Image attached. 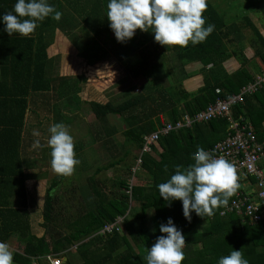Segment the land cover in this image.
<instances>
[{"label":"trees","instance_id":"16d2710c","mask_svg":"<svg viewBox=\"0 0 264 264\" xmlns=\"http://www.w3.org/2000/svg\"><path fill=\"white\" fill-rule=\"evenodd\" d=\"M16 2L0 0V15L12 12ZM47 2L62 13L61 19L46 18L28 37L9 36L0 22V72L4 79L0 81V241L5 242L13 233L19 235L18 241L25 245V249L24 254L15 255V262L31 264V258H39V264H43L41 258L62 255L74 243L81 242L77 247L81 264H146L144 257L148 248L158 236L164 235L159 231L160 225L171 218L185 236L182 264H217L221 256L229 255L233 249L241 250L249 264H264L263 226L243 225L236 214L221 216L233 196L227 205L214 209L212 216L200 217L193 212L191 221H188L183 215L182 202L164 201L157 188L158 184L167 182L175 174L177 166L183 170L194 163L191 157L198 147L207 151L225 140L229 135L226 120L195 123L189 129L172 130L161 135L150 151H144L146 138L164 126L176 125L185 115L194 118L218 99L239 94L244 87L254 83L255 74L247 67L244 48L239 44L242 32L237 30V21L233 22L229 17L230 21H227L213 0H207L205 27L215 25L212 34L195 46L189 43L183 48H167L154 40L151 29H137L131 40L117 42L106 17L108 0ZM243 21L264 46L253 22L247 17ZM79 29L86 30L93 38L87 34L86 40L88 37L90 40L84 41ZM55 30L73 42L79 56L90 67L103 60L109 61L111 55L129 64L135 60L126 69L129 79L138 80L142 85L141 93L127 96L122 102H89L96 120L90 141L74 145L75 157L82 165L76 167V172L79 177L83 176L89 166L87 149L94 145H97L104 165L97 167L87 179L91 189H71L73 197L79 191L84 206L87 202L86 213L77 214L74 220L63 218L61 209L58 211L55 206L57 197L54 191L66 177L53 182L46 191L45 220L41 224L48 229L47 234L38 238L31 233L28 214L23 211L28 203V193L22 162L30 157L35 163L43 156L46 158L45 153L50 154L51 149L46 142L49 127L44 125L70 124L74 121L71 113L78 114L83 105L79 93L84 89V79L75 80L73 84L74 77L62 75L51 78L48 72V67L54 66L48 58V50L55 39ZM230 37L237 39L232 53L228 47ZM98 39L103 40V44ZM159 49L175 55L183 75H186L184 67L200 65L203 86L195 92H188L178 81L172 86L169 83L166 88L161 86L164 84L157 87L155 82L162 75L164 57ZM233 56L240 61L241 67L229 73L223 64ZM258 56L264 63V54L259 53ZM110 116L123 119V132L119 133L110 122ZM234 117L249 120L257 134L264 136V85L257 93L246 97L243 104L236 105ZM33 129L41 133L38 138L41 147L38 149L32 147L34 139H37L32 136ZM137 166L148 174L149 181L130 187L127 175L135 174L133 170ZM119 167L125 170L126 176L111 179L108 195L103 191L107 185L96 176ZM15 196L21 198L19 206L13 201ZM149 210L154 211L151 219L147 218ZM118 218H124L120 231L101 233L106 225L115 223ZM55 225L68 229L70 233L56 238L52 234Z\"/></svg>","mask_w":264,"mask_h":264},{"label":"clouds","instance_id":"9594fccd","mask_svg":"<svg viewBox=\"0 0 264 264\" xmlns=\"http://www.w3.org/2000/svg\"><path fill=\"white\" fill-rule=\"evenodd\" d=\"M207 0H108L107 19L117 42L131 40L137 29L154 34V40L161 46L187 47L203 43L212 34L215 25L205 27L204 12ZM51 17L59 21L62 13L47 0H17L12 12L0 15L4 31L13 36L28 37L39 22ZM47 146L50 151V167L58 176H70L79 164L75 158L73 137L62 123H53L48 128ZM41 133L33 129L32 147L40 148ZM194 163L181 170L177 166L167 182L157 185L159 195L166 202H182L184 217L191 221L194 212L200 217H210L214 209L227 205L229 198L237 191L238 175L234 165L223 157H214L198 147L192 154ZM157 237L144 257L146 264H182L184 260L185 236L171 218L161 224ZM0 264H14L9 245L0 241ZM217 264H249L241 250H232L221 256Z\"/></svg>","mask_w":264,"mask_h":264},{"label":"rangeland","instance_id":"374dc122","mask_svg":"<svg viewBox=\"0 0 264 264\" xmlns=\"http://www.w3.org/2000/svg\"><path fill=\"white\" fill-rule=\"evenodd\" d=\"M213 0L214 5L216 4V7L219 9V13L221 16H224L226 19L229 17L233 19V22L235 20L237 22V30H240L242 32L243 28L245 27L246 22L243 21L244 15L240 12L243 9L252 7L255 3L259 4L262 6L261 2L264 3V0ZM228 8V11H227ZM232 10L235 12V16L238 17V19H235L232 17V14L229 12V10ZM264 9V8H263ZM259 14V17L263 15ZM258 16V15H257ZM256 16V17H257ZM264 16V15H263ZM249 20L252 22L253 21V16L249 14L248 16ZM227 21H230V19H227ZM258 22V20L256 19ZM262 22V21H261ZM264 24V22H262ZM234 28V27H233ZM251 31V30H249ZM56 32V35L54 34ZM55 39L51 43L52 45V50L56 49L55 51L53 50L52 54L53 56H58L59 62L57 64V67L59 68V73L58 75H68L71 77H74V80H80L84 79L82 86H84L85 90L83 92H80V98L82 101V110L76 114L75 112L71 113L72 117H74V121L71 122L70 124H65L64 126L66 127L67 131L69 134L73 137V143L74 145H78L82 142H88L90 141V136L92 135V131L94 128L95 124V117L94 114L90 108L89 102L95 101V102H108V101H115V102H122V100L125 99L127 96H133L136 94L141 93L140 88H141V83L138 80H131L130 74L128 75L127 67L128 65L132 64L134 61L130 62H121L115 55H111L109 57V61L103 60L102 62H99L97 65H94L92 67L88 66L86 61L79 56V51L73 46V42L66 37L62 32L60 34L59 30L54 31ZM79 35L84 41L89 42L90 38L88 37L87 39V31L79 29L78 30ZM88 36L92 37V35L88 34ZM243 37V35H241ZM248 37L252 38V36ZM247 38V37H246ZM258 38V37H257ZM94 39H97V37ZM255 40V38H254ZM98 41L103 44V40L98 39ZM151 47V46H150ZM152 48V47H151ZM51 50V51H52ZM159 53L163 54V63L161 66V74L159 75L160 77L156 78V84L157 87L164 86L166 88L168 84L170 83V86L173 84H176L175 82H181L184 86V88L188 92H195L198 90L200 87L203 85V74L200 71H197V68H193L191 66L189 67H184V72L186 71V75H183L182 67L181 65L176 61L175 55L171 54L169 52H166L164 49H159ZM249 56V54H248ZM136 59V57H135ZM108 62V63H107ZM249 62V60L246 62ZM230 67L225 63V68L230 71V73L234 72L235 69L239 68H234L233 65L228 62ZM183 65V64H182ZM199 68H202L200 65ZM224 66V64H223ZM173 67L177 68L174 69ZM248 67V65H247ZM212 68V67H211ZM255 67H250V70H253ZM61 70V71H60ZM199 70V69H198ZM252 72V71H251ZM57 75L54 73H50V77ZM128 75V78H126ZM264 76V75H262ZM48 77V78H50ZM58 77V76H57ZM160 79V80H159ZM4 80L3 77H1V72H0V81ZM179 86V85H178ZM129 94V95H126ZM182 108V107H180ZM69 110H66V113H68ZM71 112V111H70ZM76 115V116H75ZM110 122L115 125L116 128H118L119 133L124 131V121L121 117H116V116H110L109 117ZM45 128L49 127L50 124H45ZM47 142V141H46ZM97 145L92 146V148L87 149V156H88V164L89 166L85 171L83 172V176L79 177V173L76 172L77 170H74L73 174L66 177V179L63 180V182L58 185L54 191L56 198V203L55 206L58 208V211L61 209L66 220H74L77 214H84L86 213V208H87V202L84 206V203L82 202L81 195H79V191H76L75 197L74 195L70 194L71 189L73 187H83V188H90L89 185L87 184V179L91 177L94 172L96 171L97 167H100L104 165V162H101V158L99 157V152L97 151ZM46 158L45 160H40L38 161V165L35 167V169H31L29 171V167H25V169L30 172V173H35L36 171H39V183L41 185L38 186V188H32L30 189V197H35L36 194H39L36 196L39 202V205H43L45 199H46V191L48 188H50L53 184V182L60 181L62 176H58L53 171L51 170L50 167V154L46 152ZM78 159V157H75ZM79 160V159H78ZM24 161L22 162V166L24 168ZM81 163L79 162L76 167H81ZM136 166V165H135ZM36 170V171H35ZM124 170V169H123ZM122 168L119 167L117 170H109L107 172H101L99 173L96 178L97 180H101L106 186V188L103 189L104 192L108 193L109 195V187H110V182L111 179L117 176H126V174L123 172ZM125 171V170H124ZM134 172L132 176L127 175L128 179V185L130 187L132 186H137L138 184L144 185L148 183V174L144 172L143 170H139V166L135 167ZM91 189V188H90ZM89 189V191H90ZM102 190V188H101ZM36 193V194H35ZM129 195L131 194L128 193ZM31 201V200H30ZM33 202H35L34 199H32ZM134 205V203L132 204ZM40 210V209H39ZM42 212L41 210L39 211V224H40V217ZM154 211L149 210L147 218L151 219L153 216ZM124 220V219H123ZM57 227L53 226L52 234L56 238H60L65 236V234L70 233L67 231L68 229H61V227L55 225ZM50 227V226H49ZM35 232L39 233V238L43 237L44 235L47 234V228L44 227L43 225H39L34 227ZM33 235H36L35 233L31 232ZM81 244V242H76L74 243L69 249L68 252L65 254V258L68 259L69 264H73V262H76L77 264H81L82 258L79 256L78 252L75 251L77 247ZM100 251L97 252V254ZM43 264H48V262H43Z\"/></svg>","mask_w":264,"mask_h":264},{"label":"built area","instance_id":"2783aa9c","mask_svg":"<svg viewBox=\"0 0 264 264\" xmlns=\"http://www.w3.org/2000/svg\"><path fill=\"white\" fill-rule=\"evenodd\" d=\"M263 85L264 76H259L253 84L244 87L239 94L218 99L206 110L198 113L196 117L185 115L176 125L164 126L157 133L146 138L144 151H150L151 146L157 145L161 135H166L172 130L189 129L195 123H208L217 119L226 120L228 137L207 151L214 157H223L234 165L240 188L221 212V216L236 214L243 225L263 226L264 230V136L257 134L249 120L234 117L236 105L243 104L246 97L257 93ZM217 93L220 91L217 90ZM123 219L118 218L115 223L106 225L101 233L111 234L114 230L120 231ZM44 260L48 264H64L57 255H47Z\"/></svg>","mask_w":264,"mask_h":264},{"label":"crops","instance_id":"0c3cea01","mask_svg":"<svg viewBox=\"0 0 264 264\" xmlns=\"http://www.w3.org/2000/svg\"><path fill=\"white\" fill-rule=\"evenodd\" d=\"M258 2H260V0ZM261 4H262V6L255 3L252 7H250V5H249L248 8L243 9L240 12L244 15L243 19L245 17L248 18L249 14L253 16V21H252L253 25L255 26L256 30L259 32L260 36L264 40V24H262V22H264V16H263L264 15V9H263L264 3L261 2ZM227 11H228V8H227ZM229 12L232 14V17H234L235 19H238V17L235 16V12L233 11V9L232 10L230 9ZM261 12H263V15H261V17H259V14H262ZM256 19L258 20V22L256 21ZM249 30H251V29L248 27L243 28V30H242L243 37L239 40V44H241L243 46L244 55H245L247 61L249 60V62L247 63L248 68H249V66L255 67L251 71L255 74V79H256L257 77L264 75V63L261 60V57L258 56L259 53L264 54V46H263L262 41L257 38V36L254 34V32L252 30L251 31H249ZM49 32L50 31L48 30L47 33H49ZM54 34L56 35V32ZM248 35L252 36V38L248 37ZM254 38H255V40H254ZM235 39L233 37H230L228 40L229 41L228 47H229L230 53H232L235 50L234 46L237 43V39L236 40ZM51 50H52V45H50L49 50H48V58L52 61V64H54V66L52 68L48 67V72H49V74L50 73L57 74V75H54V77H56V76H59L58 75L59 68L57 67V64L59 62V58H58V56H53V54H52L53 50L55 51L56 49H53L52 51ZM248 54H249V56H248ZM228 62H230V64L233 65V67L235 65L234 68H237V67L240 68L241 67L240 61H238V59L235 56H233L232 58H230L224 62V68H225V63L230 67ZM191 67L197 68V71H199L198 69H200L199 66H197V65H192ZM239 68L235 69V71L238 70ZM228 72L230 73V71H228ZM60 76H62V75H60ZM72 81H73V84L76 82L74 79ZM84 90H85V88L83 89V91ZM83 91H81V92H83ZM43 159L45 160V156H43V158L41 160H43ZM24 163H25V165H24L25 176L24 177L27 178V180L25 181V187H26V190L28 193V203H27L26 208L23 209V211L28 214L30 231L35 233L36 234L35 236L39 238V233L35 232L34 227L35 226L39 227V225H41L45 220V216H44L45 203H43V205L42 204L39 205V202L38 203L36 202V201H38L37 200L38 198L36 196L39 194V190H38L37 194L35 193L36 194L35 197H30V194H31L30 189L38 188V186L41 185L42 183L41 184L39 183V181H40L39 171L37 172L35 170L36 171V174H35V173H30L27 171L28 169L27 170L25 169V167L27 166V167H29V171H31L32 168L35 169V167L38 165V163L37 162L35 163V161H34V159H32V157L25 160ZM74 170H76V168H74ZM20 199L21 198L19 196H15L13 198V201L15 202L16 206H19ZM32 199H34L35 202H33ZM39 209L42 212V214H41L42 216L40 217V224H39V211H40ZM63 215H66V214H63ZM63 218H65V216H63ZM58 221L61 222L60 220H58ZM18 237H19L18 234L13 233L5 241V243H7L9 245L10 250L13 252L14 264H17L15 262V255L24 254V249H25V245L18 241ZM75 251L77 252V249H75ZM67 252H68V249L62 255H57V254H54V255L59 256L63 260L64 264H68V262H69L68 259H66L64 257ZM43 262H45L44 257L41 258V263H43ZM31 264H39V258H31ZM73 264H77V260H76V262H73Z\"/></svg>","mask_w":264,"mask_h":264}]
</instances>
